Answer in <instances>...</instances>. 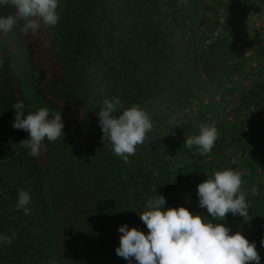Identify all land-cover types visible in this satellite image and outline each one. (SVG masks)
Returning <instances> with one entry per match:
<instances>
[{
  "label": "trees",
  "instance_id": "trees-1",
  "mask_svg": "<svg viewBox=\"0 0 264 264\" xmlns=\"http://www.w3.org/2000/svg\"><path fill=\"white\" fill-rule=\"evenodd\" d=\"M157 2L60 0V20L48 27L46 45L41 44L43 59L25 44L38 75L37 95L60 110L65 122L64 136L45 139L37 157L20 144L28 132L12 126L13 105L23 100L26 112V100L12 69L13 54L0 40V234L11 238L0 243V264H128L115 251L118 226L147 232L139 214L158 193L171 207L183 169L161 166L159 159L155 168L142 169L135 160L145 156L142 150L149 158L155 153L153 129L146 145L136 146L125 161L102 140L97 116L104 98L118 97L113 115L138 104L157 127L171 114V103L181 106V97L193 88L181 69L161 80L143 69L147 61L140 52L167 44L164 27L151 18ZM205 54L204 62L217 70L231 52L223 38ZM259 139L257 154L264 163V130ZM21 188L31 194L28 214L17 208ZM247 199L248 222L231 212L215 222L242 231L264 259V175Z\"/></svg>",
  "mask_w": 264,
  "mask_h": 264
},
{
  "label": "rangeland",
  "instance_id": "rangeland-1",
  "mask_svg": "<svg viewBox=\"0 0 264 264\" xmlns=\"http://www.w3.org/2000/svg\"><path fill=\"white\" fill-rule=\"evenodd\" d=\"M157 1L151 8V18L164 27L167 44L147 55L140 52L147 61L143 69L157 80L181 69L187 72L193 88L181 97V106L171 103V114L165 122L153 127L152 141L157 143L152 157L141 149L145 156L135 160L142 169L155 168L158 159L161 166L166 163V167L182 168L181 180L177 179L180 188L171 207L183 205L191 212L210 216L199 206L197 185L214 171H240L246 193H253L264 175V163L257 154L259 134L264 130V0ZM14 11L5 6L0 8V15ZM47 29L41 22L35 35H24L17 29L0 35V40L13 54L12 69L26 100V112L48 107L52 115L57 109L36 93L38 75L29 64L25 46L43 59L41 44L46 45ZM223 38L231 54L213 70L204 62L205 53ZM202 123H214L219 133L211 152L204 155L197 146L188 148L184 142L199 134ZM151 144L154 146V142ZM145 145L146 141L137 146ZM260 264H264L263 258Z\"/></svg>",
  "mask_w": 264,
  "mask_h": 264
},
{
  "label": "clouds",
  "instance_id": "clouds-1",
  "mask_svg": "<svg viewBox=\"0 0 264 264\" xmlns=\"http://www.w3.org/2000/svg\"><path fill=\"white\" fill-rule=\"evenodd\" d=\"M59 4L60 0H0V8L15 9L0 15V35L17 29L24 35H35L41 22L47 27L56 26L60 20ZM120 104L118 97L104 98L97 116L102 140L110 141L114 154L127 161L153 129V122L138 104L125 108L118 116L113 115ZM13 109L12 126L29 134V138L20 141L22 147L29 149L28 155L39 156L45 139L54 142L64 136L65 122L60 110L50 115L48 107H40L26 113L23 100L16 102ZM199 129V134L184 142L188 148L197 146L204 155L211 152L219 133L214 123H202ZM197 195L199 206L211 218L193 213L183 205L166 208V198L158 193L148 199L146 210L139 214L147 232L126 223L118 226L121 236L116 254L128 264H249L253 261L260 264L255 241L250 242L240 230L233 232L226 223L215 222L216 218L223 221L229 212L243 217L244 222L251 219L247 193L242 190V173L230 168L216 170L197 185ZM30 202V192L21 188L17 208L28 214L30 209L26 205ZM3 242L10 243L11 238L0 234V243Z\"/></svg>",
  "mask_w": 264,
  "mask_h": 264
}]
</instances>
